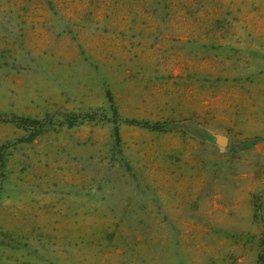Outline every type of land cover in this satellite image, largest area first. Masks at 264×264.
Masks as SVG:
<instances>
[{
    "label": "rangeland",
    "instance_id": "374dc122",
    "mask_svg": "<svg viewBox=\"0 0 264 264\" xmlns=\"http://www.w3.org/2000/svg\"><path fill=\"white\" fill-rule=\"evenodd\" d=\"M0 264H264V0H0Z\"/></svg>",
    "mask_w": 264,
    "mask_h": 264
},
{
    "label": "trees",
    "instance_id": "16d2710c",
    "mask_svg": "<svg viewBox=\"0 0 264 264\" xmlns=\"http://www.w3.org/2000/svg\"><path fill=\"white\" fill-rule=\"evenodd\" d=\"M114 112L117 115V111L115 110ZM114 134H115L116 139L118 140V138H119V130H118L117 126L114 129Z\"/></svg>",
    "mask_w": 264,
    "mask_h": 264
}]
</instances>
